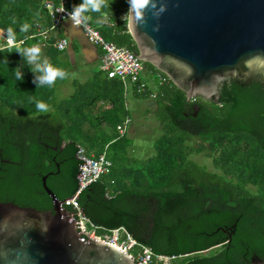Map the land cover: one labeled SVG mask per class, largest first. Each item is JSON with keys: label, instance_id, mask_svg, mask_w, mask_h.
I'll return each mask as SVG.
<instances>
[{"label": "water", "instance_id": "95a60500", "mask_svg": "<svg viewBox=\"0 0 264 264\" xmlns=\"http://www.w3.org/2000/svg\"><path fill=\"white\" fill-rule=\"evenodd\" d=\"M138 23L125 16L137 59L181 89L185 101L230 102L223 123L245 128L264 150V0H150ZM134 56V55H133ZM29 154L0 121V264H140L127 251L81 233L74 206L80 150L60 147L45 126L34 129ZM42 160L48 163L43 168ZM75 205L93 224L126 227L132 239L167 256L225 241L215 257L185 264H264V211L214 199L183 201L161 216L151 236L134 213L105 200L100 186L82 188Z\"/></svg>", "mask_w": 264, "mask_h": 264}, {"label": "trees", "instance_id": "16d2710c", "mask_svg": "<svg viewBox=\"0 0 264 264\" xmlns=\"http://www.w3.org/2000/svg\"><path fill=\"white\" fill-rule=\"evenodd\" d=\"M45 1L57 2L0 0V30L7 35V28L12 27L21 49L39 44L42 53L37 63L46 58L52 66L66 72L58 59L59 51L51 45L63 36L62 31L58 27L52 31L47 45L41 44L36 36L38 25L52 22ZM65 3L72 10L82 0H65ZM127 5V0H105L100 12L88 11L84 15L106 41L137 53L126 27ZM102 14L107 15L108 23L98 25L96 20ZM13 18L16 23L12 22ZM24 23L30 25L27 33L20 31ZM0 49H3L0 50V121L12 127L13 139H21L26 151L32 154L34 129L43 125L56 134L60 147L73 143L76 147L82 146L87 154L98 156L105 152L112 166L93 183L100 186L105 200L113 199L138 216L147 236L152 235L161 216L175 212L187 200L214 199L227 207L243 204L264 211V150L251 131L234 130L223 123L230 102L210 107L197 98L183 101L180 88L155 67L144 64V72L150 75L152 85L146 94H135L139 99L153 102L149 114L161 134L153 142L154 154L141 159L131 154L127 134L120 135L115 128L129 114L118 77L108 78L99 70L85 83L74 81L73 92L57 100L56 88L65 79L57 78L53 86L45 84L38 88L41 73L33 71L34 65L27 62L26 56L16 47ZM16 69L20 70L22 80L16 79ZM160 77L165 82H160ZM151 93L155 94L154 98L150 97ZM37 100L48 105L47 112L37 110ZM99 103L109 107L98 109ZM192 154L209 159L211 167L190 158ZM42 166L48 167L46 160H42ZM96 226L95 234L101 236L124 225ZM136 242L155 255H164ZM225 247V241H221L204 250L179 254L172 264L212 258ZM136 250L133 247L129 252ZM151 264H155L154 260Z\"/></svg>", "mask_w": 264, "mask_h": 264}, {"label": "built area", "instance_id": "2783aa9c", "mask_svg": "<svg viewBox=\"0 0 264 264\" xmlns=\"http://www.w3.org/2000/svg\"><path fill=\"white\" fill-rule=\"evenodd\" d=\"M45 8L47 9L52 22L50 25H38L36 36L39 38L41 44L48 43L49 35L52 31L56 30L60 23L68 19V13L72 10L66 7L65 0H57L53 3L52 1H45ZM64 9V11H61ZM72 23V21H71ZM81 29L83 35L89 42V44L99 48L101 51L99 58V69L104 72L108 78L118 77L122 84L124 92L131 88L135 93L146 94L149 90V86L142 79V74L144 73V64L140 59L135 56L134 53L123 46H117L112 41H106L97 29H95L91 24L88 23L87 27L83 25L76 26ZM7 35L2 31L0 32V48L7 47ZM17 45L20 42H16ZM68 43V40L64 37L57 39L51 45L58 51L63 50ZM134 55V56H133ZM160 82H165V78L160 77ZM151 98L155 97L154 93L150 94ZM130 119L125 116L123 120L116 124L120 135H123L127 131V125ZM77 148L80 150L76 153L77 159H82L88 164L87 169H81L82 178H78V188L75 190L71 198L65 199V203H71L77 213L79 219V226L81 233L89 236L91 238L97 237L98 240L107 242L113 246H117L128 253L133 247H137L134 253H130L136 262L140 264H151L154 260L155 264H172V261L176 259L175 256H164L155 255L149 249L141 247L138 243L132 239V236L128 233L124 226L115 227V229L109 230L101 236H96V230L98 227L94 225L80 210L78 206L75 205L74 200L77 199L80 191L86 185L95 182L99 176L105 174L110 170L112 162L106 157L105 152L95 156L93 154H87L85 149L78 145Z\"/></svg>", "mask_w": 264, "mask_h": 264}, {"label": "crops", "instance_id": "0c3cea01", "mask_svg": "<svg viewBox=\"0 0 264 264\" xmlns=\"http://www.w3.org/2000/svg\"><path fill=\"white\" fill-rule=\"evenodd\" d=\"M58 30L62 31V37L66 38L68 43L66 47L58 53V59L62 65L66 67L67 76L62 83L58 84L57 87L65 88V92L69 96L73 92L74 81L85 83L93 77L95 72L100 70L99 58L101 51L99 48L89 44L81 29L73 26L71 21L68 19L63 20L60 23ZM144 75L145 72L142 74V79L150 87L152 82L150 80L147 82L143 78ZM123 93L126 99V108L129 111L128 117L130 119L126 131L128 136L131 135L134 128L131 123V103L135 106L138 105L140 110L145 114H149L150 108L153 107V102L150 99H139V97L136 96L135 92L131 88L125 92L123 89ZM98 106V109H107L109 107V105L103 103H99Z\"/></svg>", "mask_w": 264, "mask_h": 264}, {"label": "clouds", "instance_id": "9594fccd", "mask_svg": "<svg viewBox=\"0 0 264 264\" xmlns=\"http://www.w3.org/2000/svg\"><path fill=\"white\" fill-rule=\"evenodd\" d=\"M129 4V12L133 13L135 19L138 23H143L142 11H148L150 8H154L155 5L150 2V0H127ZM102 6H105V0H82V3L79 5H73L72 11L68 13V18L71 19L73 26L83 25L84 27L88 26L89 17L84 15L88 11L100 12ZM61 11H64L62 9ZM13 23H16L15 18L12 20ZM98 25H104L108 23V17L106 14H102L100 18L96 20ZM30 28L28 23H24L20 27V31L27 33ZM2 32V30H0ZM7 47L12 48L16 47L17 51H21L27 58V62L30 65H34L33 71L41 73L38 77L40 84L38 88L43 85L53 86L57 78L65 79L67 74L62 69L52 66L49 61L44 58L42 63H37L41 59V47L39 44L32 45L28 48L21 49L16 43V34L12 27L7 28ZM3 50V49H0ZM16 79L22 80L23 77L20 74V70L16 69ZM35 82V81H34ZM36 108L40 112H47L48 105L41 101H36Z\"/></svg>", "mask_w": 264, "mask_h": 264}, {"label": "rangeland", "instance_id": "374dc122", "mask_svg": "<svg viewBox=\"0 0 264 264\" xmlns=\"http://www.w3.org/2000/svg\"><path fill=\"white\" fill-rule=\"evenodd\" d=\"M143 78L149 82L150 75L145 73ZM55 96L57 100H60L68 95L65 92V88L57 87ZM130 111L132 118L131 123L134 128L131 135H128L130 139L129 150L131 154L137 156L138 158H147L154 154L153 142L161 134V129L157 125L153 116L142 112L138 105L135 106L131 103ZM190 158L201 163V165L207 166L208 168L211 167L210 160L204 158L201 154H192L190 155Z\"/></svg>", "mask_w": 264, "mask_h": 264}]
</instances>
